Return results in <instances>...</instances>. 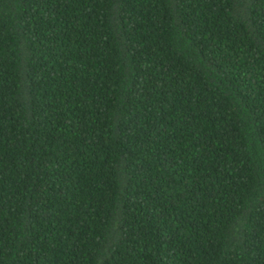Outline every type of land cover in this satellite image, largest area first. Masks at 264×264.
I'll use <instances>...</instances> for the list:
<instances>
[{"label": "trees", "instance_id": "16d2710c", "mask_svg": "<svg viewBox=\"0 0 264 264\" xmlns=\"http://www.w3.org/2000/svg\"><path fill=\"white\" fill-rule=\"evenodd\" d=\"M0 264H264V0H0Z\"/></svg>", "mask_w": 264, "mask_h": 264}]
</instances>
